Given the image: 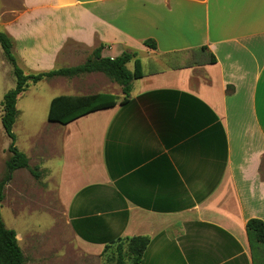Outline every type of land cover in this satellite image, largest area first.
<instances>
[{"label":"crops","instance_id":"obj_1","mask_svg":"<svg viewBox=\"0 0 264 264\" xmlns=\"http://www.w3.org/2000/svg\"><path fill=\"white\" fill-rule=\"evenodd\" d=\"M0 2L27 72L81 65L102 45L103 58L135 52L142 74L124 103L102 74L84 75L92 93L60 96L108 94L116 105L59 125L47 121L50 98L35 133L17 130L31 85L17 97L15 145L40 178L14 171L1 207L51 215L54 197L64 235L10 228L25 264H102L107 244L132 238L147 239L139 264H264L246 232L264 222V0ZM64 79L47 83L79 78Z\"/></svg>","mask_w":264,"mask_h":264},{"label":"trees","instance_id":"obj_2","mask_svg":"<svg viewBox=\"0 0 264 264\" xmlns=\"http://www.w3.org/2000/svg\"><path fill=\"white\" fill-rule=\"evenodd\" d=\"M144 45L155 50V43L145 41ZM0 49L4 61L10 66L14 78V88L4 94L1 106V126L10 144L7 149L9 158L6 161V175L0 181V208L3 191L16 170H28L35 180L40 173L31 169L27 157L15 147L13 125L17 118V97L30 85L55 78L73 79L87 74L99 73L121 88L124 103L131 90V83L141 78L140 63L135 52H124L110 59L101 57L103 46L95 49L86 61L78 66L60 68L47 72L24 74L13 53V41L5 32H0ZM134 60V69L129 71L126 65ZM117 99L113 95L96 94L87 96H59L52 99L47 121L59 125H67L90 113L112 108ZM246 232L250 240L264 246V222L251 219L246 223ZM147 247L146 238L119 239L107 244L101 254L102 264H139ZM0 264H25V259L18 246L15 232L7 229L0 214Z\"/></svg>","mask_w":264,"mask_h":264},{"label":"rangeland","instance_id":"obj_3","mask_svg":"<svg viewBox=\"0 0 264 264\" xmlns=\"http://www.w3.org/2000/svg\"><path fill=\"white\" fill-rule=\"evenodd\" d=\"M9 6V2L7 3ZM2 6V3L0 2V8ZM0 32H2V29L0 28ZM75 52H79V49L72 48ZM20 66V65H19ZM20 68L23 70L24 74H28V72L20 66ZM128 70L132 71V68H128ZM102 76V75H101ZM77 80H68L69 87L65 88L61 85L56 84L54 87L49 86L47 81H42L36 85H31L29 87L28 92L19 98V109L24 111V116L19 119L18 121V127H21V130L17 128L18 131L24 130L23 127H28L30 129V133H35V131L39 128L40 124L44 123L46 121V116L43 113L44 105L49 101L50 98L58 97L60 95H69L71 94V90L74 91L76 94H85V93H92L91 91H86L82 88H80L82 85L85 86L86 80H84L83 76L78 77ZM105 80L110 82L106 77L103 76ZM66 80V79H64ZM79 82V83H78ZM14 78L12 75V71L10 66L4 61L2 52L0 49V104L2 102V98L5 93L12 90L14 88ZM113 90L118 93V90H120V87L111 82ZM117 88V89H116ZM111 89V88H110ZM111 91V90H106ZM107 93V92H106ZM119 95V93L117 94ZM1 108V106H0ZM18 133V132H17ZM19 147H26L28 142V135L27 136H21L19 134ZM16 142V140H15ZM10 141L6 137V135L3 132L2 126H1V120H0V178L3 179L6 175V161L9 158L8 154V147H9ZM16 147V145H15ZM17 148V147H16ZM44 201H42L43 203ZM37 213H30L26 210L22 216H19L15 218L11 212V210L5 206L2 205L0 209L1 219L5 225L6 228H14L18 230L19 232L24 230L25 228L29 226H37L39 225L40 228H42L43 231H46V235H50L53 237V239H60L64 240V237L62 238V235L60 234L59 226L62 224L61 220V213L60 210L56 206V202L54 201V197L52 200V214L49 215V213L46 211L42 212V210H38ZM49 226L51 227V230L49 229Z\"/></svg>","mask_w":264,"mask_h":264}]
</instances>
